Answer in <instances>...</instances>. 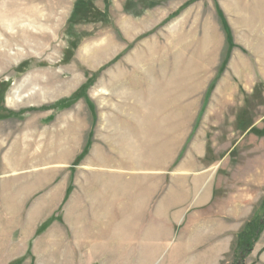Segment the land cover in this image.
I'll list each match as a JSON object with an SVG mask.
<instances>
[{
    "label": "rangeland",
    "instance_id": "obj_1",
    "mask_svg": "<svg viewBox=\"0 0 264 264\" xmlns=\"http://www.w3.org/2000/svg\"><path fill=\"white\" fill-rule=\"evenodd\" d=\"M39 17H49L46 51L28 48L21 33H37L29 25ZM84 53L97 61L85 63ZM41 73L70 89L28 101L22 87ZM35 135L40 144L28 161L23 152ZM198 136L206 157L190 164ZM255 137L264 138V0H0V264H76L77 249L94 262L79 200L110 180L119 185L120 173L137 204L158 182L148 172L169 183L180 169L193 175L206 166L236 183L238 162L244 177L253 171ZM95 150L101 160L83 170ZM51 195L55 203L43 208ZM255 216L264 226V198ZM244 229L221 264L242 260Z\"/></svg>",
    "mask_w": 264,
    "mask_h": 264
},
{
    "label": "crops",
    "instance_id": "obj_2",
    "mask_svg": "<svg viewBox=\"0 0 264 264\" xmlns=\"http://www.w3.org/2000/svg\"><path fill=\"white\" fill-rule=\"evenodd\" d=\"M256 128L261 129L254 125ZM243 142L238 141L237 147ZM194 144L188 155L190 164L192 158L206 157L207 142L198 136ZM252 145L253 171L244 177L240 169L246 163L238 162L236 183L230 182L226 175L214 176L212 167L206 166L204 171L193 169V175H181L180 169L179 179L172 174L169 183L164 173L148 172L146 176L157 175L158 182L140 194L142 204H137L136 190H130L133 184L122 180L125 174H118L119 178L116 171L105 172L107 177L119 178V185L116 180L111 184L110 180L107 188L103 185V191L78 201L77 219L84 229L82 236L92 239L84 246L94 262L83 259L77 249L76 264H109L112 257L121 264L132 259L143 264L144 261L161 264L166 260L174 264H221L234 251L238 234L246 224L256 221V211H260L264 198V138L255 137ZM100 152L95 150L88 166L82 169L86 171L89 163L101 160ZM186 168L190 170L191 166L183 165V170ZM232 187L240 188L235 196L230 195ZM42 202L43 208H49L55 200L51 195ZM76 240L77 246L82 244L80 237ZM91 246L97 249L92 250ZM247 262L264 264V226Z\"/></svg>",
    "mask_w": 264,
    "mask_h": 264
},
{
    "label": "bare ground",
    "instance_id": "obj_3",
    "mask_svg": "<svg viewBox=\"0 0 264 264\" xmlns=\"http://www.w3.org/2000/svg\"><path fill=\"white\" fill-rule=\"evenodd\" d=\"M36 21H37V23L34 24V25H33L32 22H30L31 25H29V26H33V27H37L38 26V28L36 29L37 33H29L28 30H25V31L23 30L21 33H22V35H26L24 41L27 44L28 48H30V46H32V45H33V47H36L35 45H38L41 48V50H44L46 48V45H47V42H46L47 41V34L45 33V28L47 27V25L49 23V17H46L45 20L43 19V17H39V19H37ZM13 25L14 24L12 23V25L9 26V27H12ZM5 26H7V25H5ZM132 27H133V25H132ZM126 30H128V29H126ZM22 43H23V40H22ZM23 47H24V44H23ZM108 50H110V49L109 48L107 49V47H105L102 52L106 55ZM45 51H46V49H45ZM45 51H44V53H45ZM80 53H81V57H82L83 56L82 55L83 52H80ZM137 58L138 57H136V59ZM139 58L141 59V57H139ZM12 59H13L12 57H9L8 58V63ZM97 59H98L97 58V54H95V53L92 54V55H91V53H89V54H87V53L85 54L84 53V57H83L82 60L85 63H94V62L97 61ZM135 64H137V62H135ZM137 66H139V65L137 64ZM49 77L51 79H49ZM52 77H53V80H52ZM59 77H60L59 75L55 76L53 74H48V73H41V74L36 75L31 80H29L27 82V84H24V86L22 87L23 90H27L28 91V96L25 97V99L27 98L28 101H33V100H37V99L39 100L40 99L42 101V99H45L48 96H52V95L54 96L56 94L64 93L65 91L69 90L70 87L67 86L66 83L63 84V83L56 82ZM54 78H56V79L54 80ZM76 81H77V78L73 79V83L74 84L76 83ZM56 85H59V86L57 87ZM16 94H18V93H16ZM171 97H172V95L170 96V98ZM13 98H15V97L13 96ZM8 101L11 104H15V103L19 102V100L15 101L12 98L11 99L9 98ZM39 144H40V142L38 141L37 136L35 135L34 136V141L30 142L28 144V147L24 149L25 152H23V153L26 156L28 161H30V159L32 158V157H30V153L32 151L36 150L37 146ZM45 148H47V146H44V150L42 151V155H44L46 152H48V151H45ZM14 153L15 152L12 153L11 157H13L15 155ZM18 156H20V155H18ZM4 168H6L5 165H4Z\"/></svg>",
    "mask_w": 264,
    "mask_h": 264
},
{
    "label": "trees",
    "instance_id": "obj_4",
    "mask_svg": "<svg viewBox=\"0 0 264 264\" xmlns=\"http://www.w3.org/2000/svg\"><path fill=\"white\" fill-rule=\"evenodd\" d=\"M79 4L80 3H78V7H79ZM78 12L79 11L77 9L76 15ZM76 15H74L72 18L76 17ZM224 28H225L226 33L229 34L228 28H226V26H224ZM228 37H229V35H228ZM262 226H263L262 223L256 224V223L252 222L248 226H246L244 231L240 234V236H239V238H240L239 242L240 243H238V248L241 249V252L239 253V256L242 254L243 257H240V258H242V260L239 261V264H244V261H245L247 255H249L251 253L252 249L247 250L246 247L251 243V241L255 242V241H257V239H259V236H260L261 230H262V228H261ZM253 246L254 245H252L250 247L253 248Z\"/></svg>",
    "mask_w": 264,
    "mask_h": 264
}]
</instances>
